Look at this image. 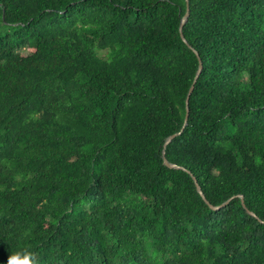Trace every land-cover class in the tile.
Here are the masks:
<instances>
[{
  "label": "trees",
  "instance_id": "16d2710c",
  "mask_svg": "<svg viewBox=\"0 0 264 264\" xmlns=\"http://www.w3.org/2000/svg\"><path fill=\"white\" fill-rule=\"evenodd\" d=\"M188 4L164 146L185 0H0V264H264V0Z\"/></svg>",
  "mask_w": 264,
  "mask_h": 264
},
{
  "label": "water",
  "instance_id": "95a60500",
  "mask_svg": "<svg viewBox=\"0 0 264 264\" xmlns=\"http://www.w3.org/2000/svg\"><path fill=\"white\" fill-rule=\"evenodd\" d=\"M185 1H186V11H185V13L183 14V16L181 17V20H180V24H179V33H180V37H181L182 41L185 42V43H186V44H187V45H188V46L194 51V53L196 54V56H197V58H198V67H197V70H196L195 76H194V78H193V81H192V83H191V85H190V87H189V89H188L187 95H186V99H185V103H186V112H185V115H184V120H183V125H182V127H181V130H179V131L176 132V133H173V134L169 135V136L166 138L165 142H164V146H166L167 143H169V142H170V141H171V140H172L177 134H179V133L182 131V129L184 128V126L186 125V123H187V120H188V114H189V108H188V100H189V96H190V94H191V92H192V90H193L194 83L196 82V80H197V78H198V76H199V74H200V72H201V68H202V62H201V59H200V57H199V55H198V52H197L193 47H191V45L187 42V40L185 39V37H184V35H183V32H182L183 24H184L185 20L187 19L188 14H189V4H188V0H185ZM162 157H163V162H164V164H165L166 166H168V167H174V168L181 167V166H178V165H176L175 163L169 162V161L167 160V158L165 157V151H164V149L162 150ZM192 178H193V181H194V183H195V187H196L197 192L200 194V196L202 197V199H203V200L209 205V207H210L211 209H213V210L220 209L221 207L225 206V205H226V204H227L232 198L235 197V195H233V196L227 198L225 201H223V202L220 203L219 205H213V204L209 203V202L207 201V199L205 198V196H204V194H203V192H202V190H201V187H200L199 183L197 182V180L195 179V177L192 176ZM237 196H239V197L241 198V204H242V206L245 208V203H244V200H243V196H242L241 194H240V195H237ZM247 211H248V213H249L250 215H252V216H256L254 212H252V211H250V210H247ZM260 221L263 222V220H260Z\"/></svg>",
  "mask_w": 264,
  "mask_h": 264
},
{
  "label": "clouds",
  "instance_id": "9594fccd",
  "mask_svg": "<svg viewBox=\"0 0 264 264\" xmlns=\"http://www.w3.org/2000/svg\"><path fill=\"white\" fill-rule=\"evenodd\" d=\"M8 264H38V262L32 252L23 250L22 252L13 253L9 257Z\"/></svg>",
  "mask_w": 264,
  "mask_h": 264
}]
</instances>
